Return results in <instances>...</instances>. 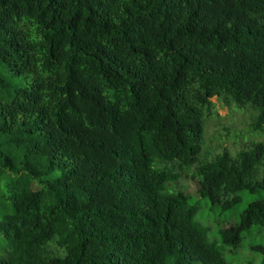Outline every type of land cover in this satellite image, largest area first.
I'll return each instance as SVG.
<instances>
[{
	"label": "trees",
	"instance_id": "obj_1",
	"mask_svg": "<svg viewBox=\"0 0 264 264\" xmlns=\"http://www.w3.org/2000/svg\"><path fill=\"white\" fill-rule=\"evenodd\" d=\"M214 98L264 135V0H0V264H264V143L203 155Z\"/></svg>",
	"mask_w": 264,
	"mask_h": 264
},
{
	"label": "rangeland",
	"instance_id": "obj_2",
	"mask_svg": "<svg viewBox=\"0 0 264 264\" xmlns=\"http://www.w3.org/2000/svg\"><path fill=\"white\" fill-rule=\"evenodd\" d=\"M214 109L211 117L207 120L205 126V143H203L202 154L208 147H216L217 154H221L226 150L230 153H236L241 150H249L253 147L254 142H263L264 135L261 132L250 133L249 126L255 121L254 115L256 112L251 110L252 106H246L245 109H238L233 103H225L219 101L217 98L212 100ZM253 109V107H252ZM258 115V112H257ZM219 147V149L217 148ZM210 150V149H209ZM216 154V155H217ZM189 197L197 199L199 184L190 178H185L176 185ZM33 190L38 191L40 187L37 184L33 185ZM257 198V196H247L238 208L231 213H220L216 211L207 203L202 204V208L197 215V222L208 229L209 237L215 239L219 230L230 223L234 225L239 220V215L243 213L250 201ZM257 243L264 244V237H259ZM3 247L0 241V249ZM228 256V255H227ZM229 258V256H228ZM253 257L250 254L239 256L236 259V264H247L251 262Z\"/></svg>",
	"mask_w": 264,
	"mask_h": 264
}]
</instances>
